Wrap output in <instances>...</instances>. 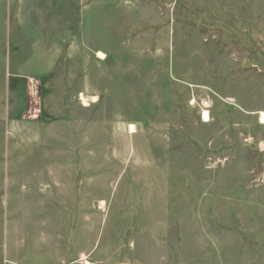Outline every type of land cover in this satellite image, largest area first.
Listing matches in <instances>:
<instances>
[{
	"label": "rangeland",
	"instance_id": "374dc122",
	"mask_svg": "<svg viewBox=\"0 0 264 264\" xmlns=\"http://www.w3.org/2000/svg\"><path fill=\"white\" fill-rule=\"evenodd\" d=\"M259 111L264 0H0V264H264Z\"/></svg>",
	"mask_w": 264,
	"mask_h": 264
},
{
	"label": "crops",
	"instance_id": "0c3cea01",
	"mask_svg": "<svg viewBox=\"0 0 264 264\" xmlns=\"http://www.w3.org/2000/svg\"><path fill=\"white\" fill-rule=\"evenodd\" d=\"M89 1V0H87ZM76 44V45H75ZM80 45L79 43H77V41H74V35L71 34L70 37H67V39H64L60 42V45H58L56 47L57 51H58V55L57 58L60 56V51L62 50H70L73 51L74 49H80ZM97 51H101V50H97ZM19 75H25V74H21V73H17Z\"/></svg>",
	"mask_w": 264,
	"mask_h": 264
},
{
	"label": "bare ground",
	"instance_id": "6f19581e",
	"mask_svg": "<svg viewBox=\"0 0 264 264\" xmlns=\"http://www.w3.org/2000/svg\"><path fill=\"white\" fill-rule=\"evenodd\" d=\"M96 55L100 58V59H103L105 58V53L102 52V51H97L96 52ZM84 98V97H83ZM82 98V99H83ZM85 99V98H84ZM93 100H94V97H93ZM84 103V102H83ZM85 104V103H84ZM208 105V103H207ZM257 114L259 115V123H264V112L263 111H259L257 112ZM202 118H203V121H207L209 118H208V111L206 109H204L202 111ZM128 130L130 133H134L135 132V126L134 124L132 123H129L128 124ZM88 263V262H87Z\"/></svg>",
	"mask_w": 264,
	"mask_h": 264
}]
</instances>
